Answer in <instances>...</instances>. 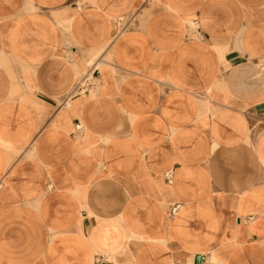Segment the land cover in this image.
Returning <instances> with one entry per match:
<instances>
[{
    "label": "crops",
    "instance_id": "obj_1",
    "mask_svg": "<svg viewBox=\"0 0 264 264\" xmlns=\"http://www.w3.org/2000/svg\"><path fill=\"white\" fill-rule=\"evenodd\" d=\"M263 71L264 0H0V264H264Z\"/></svg>",
    "mask_w": 264,
    "mask_h": 264
},
{
    "label": "built area",
    "instance_id": "obj_2",
    "mask_svg": "<svg viewBox=\"0 0 264 264\" xmlns=\"http://www.w3.org/2000/svg\"><path fill=\"white\" fill-rule=\"evenodd\" d=\"M90 86L88 82V77H82L80 78L71 88V90L64 96L62 100V104H65L70 98L77 96L79 94H83L88 90V87ZM76 129L79 131L81 130L80 125H76Z\"/></svg>",
    "mask_w": 264,
    "mask_h": 264
},
{
    "label": "rangeland",
    "instance_id": "obj_3",
    "mask_svg": "<svg viewBox=\"0 0 264 264\" xmlns=\"http://www.w3.org/2000/svg\"><path fill=\"white\" fill-rule=\"evenodd\" d=\"M264 72V71H263ZM262 73V72H261Z\"/></svg>",
    "mask_w": 264,
    "mask_h": 264
}]
</instances>
